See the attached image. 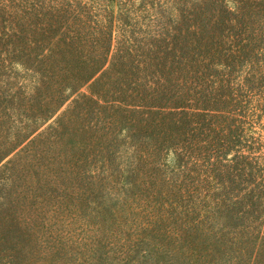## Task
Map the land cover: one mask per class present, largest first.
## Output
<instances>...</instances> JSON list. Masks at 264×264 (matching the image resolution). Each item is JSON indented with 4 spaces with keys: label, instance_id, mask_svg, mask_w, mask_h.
<instances>
[{
    "label": "trees",
    "instance_id": "1",
    "mask_svg": "<svg viewBox=\"0 0 264 264\" xmlns=\"http://www.w3.org/2000/svg\"><path fill=\"white\" fill-rule=\"evenodd\" d=\"M74 126L153 154L157 264H264V0H0V164Z\"/></svg>",
    "mask_w": 264,
    "mask_h": 264
},
{
    "label": "rangeland",
    "instance_id": "2",
    "mask_svg": "<svg viewBox=\"0 0 264 264\" xmlns=\"http://www.w3.org/2000/svg\"><path fill=\"white\" fill-rule=\"evenodd\" d=\"M75 129L0 164V264H157L153 224L167 220L155 217L153 154L127 169L131 156L109 162L104 141Z\"/></svg>",
    "mask_w": 264,
    "mask_h": 264
}]
</instances>
